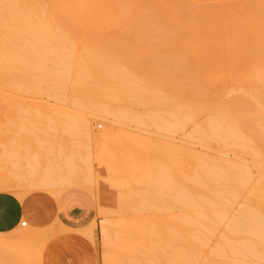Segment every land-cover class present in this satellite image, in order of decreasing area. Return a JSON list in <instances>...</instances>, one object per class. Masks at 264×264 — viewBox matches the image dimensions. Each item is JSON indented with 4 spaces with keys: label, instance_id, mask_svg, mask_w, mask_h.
<instances>
[{
    "label": "rangeland",
    "instance_id": "rangeland-1",
    "mask_svg": "<svg viewBox=\"0 0 264 264\" xmlns=\"http://www.w3.org/2000/svg\"><path fill=\"white\" fill-rule=\"evenodd\" d=\"M1 1L0 192H12L22 201L38 195L56 199L66 191L84 193L94 208L92 225L84 234L93 237L99 264H145L144 248L134 245L135 236L126 231L135 218L148 216L175 223L174 257L170 259L169 247L163 253L172 260L167 264H231L232 260H221L213 252L229 236L226 227L231 216L241 209L255 210L259 190L264 188V107L252 97L257 88L264 87V20L236 11L235 1L242 0H22L18 11L4 9ZM229 2L234 8L230 9ZM133 10L143 19L136 20ZM21 32L31 33L33 41L7 42L15 36L20 41ZM65 45L71 54V79L82 62L81 55L94 53L147 72L142 82L149 91L163 87L155 83L157 69L163 76L167 72L163 68L188 63L182 66L192 69L187 74L193 75L188 83L194 90L182 100L190 99L187 106L193 103L188 108L190 112L196 109L191 112L194 116L182 126L166 113L160 121L145 101L115 102L106 93L107 86L101 88L107 96L99 104L75 105L70 87L59 91L56 79L48 78L56 72V56L67 50ZM13 53H22L25 63L3 60L10 54L13 58ZM50 55L53 61H47ZM163 56L172 57L170 67L167 60L168 66L160 68ZM152 57L157 62L144 61ZM170 74L163 77L171 84L174 73ZM183 108L186 113H180V118L189 113ZM217 112L237 127L242 140L208 135L200 141L193 134ZM192 157L221 171L250 174L244 188L229 194L223 206L201 210L203 215L222 208L229 212L227 221L208 223L205 230L179 224V219L191 213L172 203L171 186L190 190L197 185L177 180L178 165L192 164ZM186 168L187 173L191 168ZM160 179L166 180L160 183ZM228 184L209 181L202 193L215 198ZM119 203L125 205L121 212L115 209ZM22 221L27 225L17 232L14 264H37L43 243L33 245V238L40 235L47 240L53 233L39 224L30 225L27 219ZM123 226L122 232L119 228ZM134 247L137 251L133 253ZM152 261L147 262L155 264Z\"/></svg>",
    "mask_w": 264,
    "mask_h": 264
},
{
    "label": "bare ground",
    "instance_id": "bare-ground-1",
    "mask_svg": "<svg viewBox=\"0 0 264 264\" xmlns=\"http://www.w3.org/2000/svg\"><path fill=\"white\" fill-rule=\"evenodd\" d=\"M232 2H229L230 9L234 8L232 6V4H233ZM1 4H2L4 9L13 10V11H15V10L18 11L21 7H23V1L22 0H2ZM234 4L236 6L235 7L236 11H238V12L241 11V13L252 15L253 19L264 20V3L262 2V0H242L240 2L235 1ZM237 7L239 9H237ZM137 12H135V13H137ZM145 12H146V10H145ZM148 12H150V9L148 10ZM133 13H134V10H133ZM135 13H134V15H135ZM187 13L191 14V11H189ZM140 15L141 14H139V18H140ZM135 17H137L136 20L139 19L137 15H135ZM144 17L148 18L147 16H144ZM141 18L143 19L142 16H141ZM189 18L192 19L193 16L190 15ZM263 29H264V26H263ZM18 37L20 39V41L17 40L18 42L16 41V38H17L16 36H15V39H11L10 36L7 37L6 39L7 40L11 39L10 41H7V42H14V43H21V42L22 43H29V42L33 41L32 39H34L33 35L29 32L28 33H22L21 35H18ZM66 41H65V43H66ZM65 46L67 47L68 45H65ZM64 52H66V53H64ZM91 53H93V52H91ZM14 54H16V53H13V55ZM56 54L58 55L59 53L55 52V55ZM60 54H61L60 56H58V57L56 56V58L59 62L58 66H57V70L55 73L49 74L48 78L50 80L52 78L56 79V82H58V85H59V91L60 90H66L70 87L69 89L71 90V93L73 94V100L72 101H73V103L74 102L78 103V106H80V104H81V107H83L85 103H87V104L89 103L88 105L86 104L85 107H89V106L92 107L93 105H91L90 103L93 104V102H96L99 104L98 101L103 97L106 98V96H107V95L105 96V93L103 92V90L101 88L107 86V88H106L107 92L106 93H108L109 97L112 100H115V102L118 101L117 103H120L119 101H121V102H127V104H129V103L134 104L140 100L145 101V102H147L146 105L149 104L148 106L151 109L156 111V116H158L157 119L160 121H162L164 118L163 117L164 115H162V114L166 113L172 119H176L175 120L176 125L180 126L181 124L183 125V123H186L187 119L190 120V118L192 116H194L191 112L194 111V113H195L196 109L192 108V110L193 109H195V110L190 112V110L188 108V106L192 107L193 103L189 102L192 105L187 106V102L190 101V99L187 98V97H189L188 94H192L193 93L192 90H194V89H192L193 86L188 83V81H189L188 77L192 78L193 75L191 76V74H187L188 73L187 70L190 71L192 69H190L189 67L188 68L190 70L186 69L184 66L186 64L188 65V63H186V64H184L182 62L179 63L180 60H178L176 62H178L180 64V66L178 64V66L177 67L175 66V68H174V67H172L174 65L171 66V63H172L171 58L172 57H167V58H165L166 59L165 60L164 56H163V58H161V59H163L164 61L160 60L161 64L160 65L158 64V65L160 66V68H161V66L163 68V67L168 66L167 62H170V64L169 63L168 64H169V67L171 66L170 67L171 70L167 69V67L165 69L163 68L162 70L167 71L168 74H167V72H165L166 74L162 73V75L168 76L170 74L169 71L172 72L173 71L172 69H176V70H174L175 72L174 71L172 72L174 74H173L172 78L170 79V82H171V84H170L169 81H167V79L165 77L160 75L161 74L160 72L158 73L159 69H157V72H155L156 74H154V78L156 81L155 83L158 82L159 86H163V87L166 84V86L164 87L165 89H166L167 85H168V87H170V85H172L171 86L172 88L169 89L167 87L168 91H164L165 89L163 87H161V89H160V87L155 86L156 88H159L160 91H158L155 88H153L152 91H149V89L147 90V88L145 87L146 85L144 86L143 82H142L144 79H146V77H147L146 73L147 72L144 74L142 72V70H137V69L133 70V68H130L126 65H123V64L119 63V61L116 60L115 58L107 57V55H105V57H103L104 55L99 56V54L93 55L94 53L89 55V56L81 55V57L83 56L82 62H80L77 65L76 73L74 74V77L71 79L70 78V75H71V59H70L71 57H70V55L71 54H70L69 48L67 47V50L65 48L64 51ZM83 54L86 55V53H83ZM88 54H90V52L88 53V51H87V55ZM261 54H264V52H261ZM10 55H9V57H10ZM62 55H63V57H62ZM9 57L8 56L4 57L3 60L8 61V63H9V61L13 60L12 63L14 62L15 65L16 64L21 65L22 63H25V59H27L26 57H24L22 55V53H19V55L17 54V55L12 56L13 58H11V57L9 58ZM262 57H264V55ZM54 58L55 57L50 55L47 57V61H53ZM152 59H153V57L151 59L149 58V59H146L144 61L147 62V60H148V62H149ZM153 60L156 61L157 59H153ZM175 60H176V58H175ZM182 64H184V65L182 66ZM29 69L31 71L32 68L29 67ZM162 70H160V71H162ZM172 73L170 75H172ZM159 75L161 77H159ZM159 78L161 80H159ZM162 78L166 79V82H168L170 85L168 83H166L165 80H163ZM263 78H261V79H263ZM70 79L72 80L71 83H69ZM161 81H163V82H161ZM160 83H162V84L160 85ZM161 90H162V92H161ZM184 94H186V96H187L186 99H189V100H187V102H186V100H182V97L184 96ZM252 97L254 99V102L257 105L261 106V108L264 107V87H261L259 89L257 88V90H255V92L252 94ZM240 101L243 102L242 100H239V102ZM82 103H84V104L82 105ZM243 103L245 104V102H243ZM184 106L188 108V109L186 108V110L189 111L190 114L187 112L188 115L183 114L184 116L181 115L182 117L180 118L178 116L180 113H182V112L186 113L185 110L184 111L182 110V108ZM96 107H94V108H96ZM191 114H192V116H191ZM177 118H179V120ZM172 121H174V120H172ZM206 121H209V120L207 119ZM187 122H189V121H187ZM175 123H174V125H175ZM176 125H175V127H176ZM178 127H177V129H178ZM236 128L231 127L230 122H228L226 120V117L223 114L217 112V114H215V118H213V119L211 118V121L206 122V124H204L203 126L202 125L197 126L196 129L193 130V134L199 136L200 141L204 140L205 136L207 138L208 135L215 136V138L217 137V139H227V140H232V141L242 140V138L240 137V134H239V130ZM241 146L243 147V145H241ZM161 149L166 151L167 147H166V149H164V146H163V148H161ZM162 151H160V152H162ZM161 154H163V152ZM200 160H197V158L196 159L193 158V160H191V161H193L192 164H185V163H184L185 165L183 163H181L179 165L177 164L178 165V171H179L178 175H177V180L181 179V180H179V182L182 180H185V181L189 180L191 182H194L197 184L195 186V188H192L190 190L189 189L183 190L181 186H171L170 190L174 193V195L172 197L173 198L172 203L174 204V206L191 213L190 217L179 219V224L189 225V226H198L200 228L199 230H205L208 226V223H214L215 224L216 222L227 221V219H229L228 218L229 212H226V210H223L224 208H222L220 210H215L214 212L206 213L205 215H203V213H201V210L205 209V210L212 211V209L214 210L215 208H218L219 206H223L222 205L223 201H227V197L229 194H231L232 192H235L236 190L244 188L245 184L247 182H249V180H250V178H249L250 174H249V172H243V171L242 172H235L236 171L235 169H234L235 171L233 170L235 174H233L232 170L226 169L225 171H221L218 168H215V166L213 164H208L206 161H204V160L200 161ZM183 165H184V167H183ZM185 166L186 167L188 166V169L191 168L187 173L184 172V169H183V168H186ZM230 169H232V168H230ZM11 170H12V168H11ZM34 171H36V170H34ZM12 172H13V170H12ZM35 175H36V173H35ZM200 177L202 179H200ZM19 179L20 178H18V180ZM164 180H166V179H164ZM164 180L160 179L159 182L162 183ZM52 181H53V179H52ZM209 181L219 183V184H224L226 182H228V183L230 182L231 186L229 184H228L229 186L225 185L222 189L217 191L215 198H209V197H206L202 193V190L208 189L209 186H207V184ZM47 183H48V181L46 182L45 187H46ZM231 183H233V185ZM1 185L3 186V184H1ZM6 185L3 188L8 187ZM60 185L62 187V184H60ZM259 191H260V193H259L258 198L256 199L255 210H248V209L242 210L241 209V210L237 211V213L234 216L233 215L231 216V218L227 222L226 230H227V234L229 235L228 237H231L232 239H228V237H223L221 239V246L214 250L213 256H215L221 260L222 259L232 260L231 264H264V188L259 190ZM123 206H125L123 203H119V204H117V208L115 207V209H117L118 211L121 212ZM147 209H149V208H147ZM134 211H135V209H134ZM142 211L144 212L143 209H142ZM146 212H147V210H146ZM151 216H153V215L151 214ZM137 217H140V216H137ZM130 223H128V224H130V227H128L127 228L128 230L126 229L127 231L126 230L125 231L128 234L131 233L130 235L133 234V236H135L134 240H135L136 244H134V245L138 244L139 246L141 245V249L144 248L143 251H145V253L147 254V257L145 259L143 258L145 264H148L150 262V261L147 262L148 260H153L152 262L155 261L154 262L155 264H167L170 261H172L170 259L174 257V247H175L174 245L176 243V232H175V226H174L175 223L172 220L171 221H164L161 219V216H158V217L156 216L153 218L148 216V217L139 218V219L135 218V220L131 221ZM119 229H120V231H122L125 228L123 226L122 228H119ZM128 238H131V237H128ZM133 243H134V241H133ZM133 243H131V246ZM165 247H169L170 249H172V255H171L172 257H170V259L168 258L169 255H167V256L164 255V254H166L164 252L166 250ZM134 250L137 251L135 249V247L133 248V253H134ZM139 253H140V251H139Z\"/></svg>",
    "mask_w": 264,
    "mask_h": 264
},
{
    "label": "crops",
    "instance_id": "crops-1",
    "mask_svg": "<svg viewBox=\"0 0 264 264\" xmlns=\"http://www.w3.org/2000/svg\"><path fill=\"white\" fill-rule=\"evenodd\" d=\"M93 218L91 200L78 191H66L56 199L38 195L26 201L12 192H0V264H14L16 236L24 219L53 233L47 240L40 235L33 238V245L43 243L37 264H99L95 241L84 234Z\"/></svg>",
    "mask_w": 264,
    "mask_h": 264
},
{
    "label": "built area",
    "instance_id": "built-area-1",
    "mask_svg": "<svg viewBox=\"0 0 264 264\" xmlns=\"http://www.w3.org/2000/svg\"><path fill=\"white\" fill-rule=\"evenodd\" d=\"M26 225H27V223H26L25 221H22L21 224H20V227H21V228H25Z\"/></svg>",
    "mask_w": 264,
    "mask_h": 264
}]
</instances>
